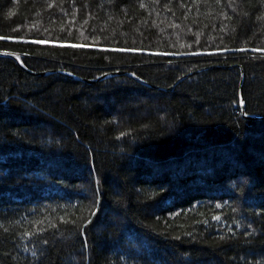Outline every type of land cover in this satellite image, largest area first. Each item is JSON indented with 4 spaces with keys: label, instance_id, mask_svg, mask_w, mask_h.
Here are the masks:
<instances>
[{
    "label": "trees",
    "instance_id": "16d2710c",
    "mask_svg": "<svg viewBox=\"0 0 264 264\" xmlns=\"http://www.w3.org/2000/svg\"><path fill=\"white\" fill-rule=\"evenodd\" d=\"M0 51V264H264V0H0Z\"/></svg>",
    "mask_w": 264,
    "mask_h": 264
},
{
    "label": "water",
    "instance_id": "95a60500",
    "mask_svg": "<svg viewBox=\"0 0 264 264\" xmlns=\"http://www.w3.org/2000/svg\"><path fill=\"white\" fill-rule=\"evenodd\" d=\"M0 55H6V56H11V57L15 58L20 63L21 66H23V67H25L27 69V67L25 66V64L23 63V61L21 60V58L19 57V55L17 53H15V52H9V51H0ZM62 72L65 73V74H69L71 76H75L71 72H67V71H62ZM121 73L128 74V75H130V76L138 79L139 81L143 82L144 84H149L151 86L153 85V84H151L149 82H146L145 80L141 79L140 77L136 76L133 72H130V71H127V70L115 71V72H113V73H111L109 75H112V74H121ZM106 76H108V74H106L104 77H106ZM104 77H100L99 79H102ZM241 99H242L241 100V106H242V108L244 110V113H245L244 115L245 116H247V117H254V118H262V117H264V116H256V115H249V114H247L245 112L246 104H245V100H244L243 95L241 96Z\"/></svg>",
    "mask_w": 264,
    "mask_h": 264
},
{
    "label": "snow or ice",
    "instance_id": "6c2138e0",
    "mask_svg": "<svg viewBox=\"0 0 264 264\" xmlns=\"http://www.w3.org/2000/svg\"><path fill=\"white\" fill-rule=\"evenodd\" d=\"M38 43H40V42L38 41ZM217 219H219V217H217Z\"/></svg>",
    "mask_w": 264,
    "mask_h": 264
}]
</instances>
